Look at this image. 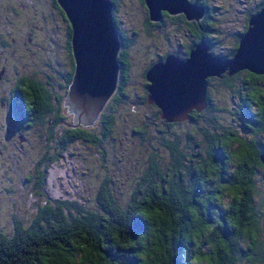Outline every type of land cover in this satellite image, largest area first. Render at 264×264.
Instances as JSON below:
<instances>
[{
    "label": "trees",
    "instance_id": "trees-1",
    "mask_svg": "<svg viewBox=\"0 0 264 264\" xmlns=\"http://www.w3.org/2000/svg\"><path fill=\"white\" fill-rule=\"evenodd\" d=\"M111 1L114 9L120 6L119 0ZM194 1L205 8L194 32L208 42L221 45L222 50L214 48L216 53L233 50L235 54L250 16L264 5V0H249L245 4L242 27L228 32L219 22L217 9L222 8L221 4L212 0ZM139 2L144 7L145 28L149 33L154 26L167 21L174 24L186 21L184 14L172 19L166 15V10L162 11L165 19L152 21L145 10V0ZM50 6L54 8V17L63 21L62 33H58V25H49L47 20V25L38 23L39 27L30 20L23 34L28 40V34L31 35L33 41H29L35 44V34L40 30L45 38L47 29L51 47H63L62 59L55 58L56 52L52 57L41 58L34 55L36 51L28 50V46L17 45L15 55L9 56L7 63H0L1 67L6 66L5 73L9 76L4 75L6 84L17 78V91L6 98L7 107L0 103V130L11 126L10 116L14 113L18 133L15 136L10 133L9 138L18 136L19 142L18 145L13 141L2 143L7 134L4 131L5 136H1L0 132V149L4 151L0 153V198L10 196L8 204L11 208L12 204H22L9 212L10 223L0 226V264H45L42 257H48L50 264H144L142 253H155L157 245L165 249L166 264H192L196 254H208L213 258L212 264H264V162L260 156L264 152V93H260L258 99L253 96L254 91L264 89V72L242 68L233 74L222 73L219 75L222 78L215 80L217 84L208 87L206 108L202 111L194 109L191 117L185 120H167L156 103H149L152 112L145 110L144 117L129 128L130 138L138 140L137 145L149 151L134 160L139 163L135 164L131 175L134 181L128 195L119 199L116 196L118 188L106 172L114 166L124 165L127 152L137 150L129 146L125 137L123 147H128L120 150L117 159L111 155L114 161L110 164L106 141L112 144L108 138L117 131L116 104L124 101L128 94L130 70L135 64L129 48L141 36L132 40L113 11L121 40L117 88L96 120L101 128L94 130L82 124L72 126L73 118L71 121L66 119V89L62 90L60 85L67 88L75 72L73 26L58 0H51ZM23 7L24 4L16 0L1 2L0 26L7 33L3 44L9 49L15 45L9 33L15 35V31L18 32L19 40L22 22L19 16L25 12ZM10 25L13 30L9 31ZM56 33L57 37L54 36ZM179 37L185 43L184 33ZM159 53L147 49L146 54L151 55L148 58L156 59ZM226 53L221 56L230 57ZM151 63L153 61L149 59L139 72V80L144 83L138 84L141 85V99H134L139 97V94L135 95L134 103L148 102L147 72ZM55 78H58V85L53 82ZM25 85H28L27 91ZM2 86L6 87L5 84ZM3 88L0 86L1 95L5 92ZM220 88L229 95L224 102L213 94ZM227 101L237 103L228 107L224 105ZM137 106L143 107V104ZM107 107L109 111H105ZM224 111L229 113V121L220 120L219 112ZM137 125L142 127L140 136L133 134ZM152 126H157L162 133L154 142L149 137ZM173 126L178 129H171ZM167 131L170 134H166ZM117 136L123 142L118 133ZM241 139L251 152L247 159L234 163L233 154L243 146L239 143ZM86 140L92 142L90 146H99L109 161L105 167L102 160L96 158V154L94 156L97 167L93 174L100 178L94 197L91 198L88 191L79 195H53L48 189L51 166L62 161L66 151ZM144 162L146 165L142 167ZM102 170H105L103 177ZM13 181L11 188L12 183L8 182ZM20 182L22 191L19 190ZM127 184L128 181H124L118 186L125 192ZM231 185L241 187V199L230 195L228 187ZM24 190H28L29 197L34 200L29 208L24 204ZM3 207L4 203L0 201V217ZM151 207L166 209L172 217L171 225L162 221L158 226L156 221L143 218L140 210ZM113 231L133 243L128 248L116 244L111 235ZM149 261L165 264L158 255L156 260L149 256Z\"/></svg>",
    "mask_w": 264,
    "mask_h": 264
},
{
    "label": "water",
    "instance_id": "water-1",
    "mask_svg": "<svg viewBox=\"0 0 264 264\" xmlns=\"http://www.w3.org/2000/svg\"><path fill=\"white\" fill-rule=\"evenodd\" d=\"M73 26L72 45L75 72L64 105L74 113L72 126L94 124L105 103L117 87L121 48L111 0H58ZM150 19L158 20L162 11H183L188 19L199 20L202 5L191 0H145ZM242 68L264 72V5L249 18L239 46L232 57L213 53L204 40L187 59L169 55L150 67L147 77L148 100L161 109L163 118L185 120L195 109L207 106L208 77L233 74ZM264 162V152L261 153Z\"/></svg>",
    "mask_w": 264,
    "mask_h": 264
},
{
    "label": "rangeland",
    "instance_id": "rangeland-1",
    "mask_svg": "<svg viewBox=\"0 0 264 264\" xmlns=\"http://www.w3.org/2000/svg\"><path fill=\"white\" fill-rule=\"evenodd\" d=\"M17 1L24 4L23 9L25 8L24 9L25 12L21 13V16H19V18L22 20V22L19 24V29L21 28L20 36H18L19 40L17 41L18 32L15 31V35L9 33L10 37L12 36L16 38L15 45L16 46L20 45L21 47L22 45H24V47L28 46L27 48L28 50L36 51L34 55L38 57L40 56L41 58H45L48 56L52 57L53 54L56 52V54H54L55 58L57 59V57H59V59H62V48L63 47L61 45L60 46L62 48L60 47L58 49H54L51 47L49 35H48L49 33L47 29L44 33L45 38L43 37V35H41L40 30L35 34V38H36L34 42L35 44L30 43L28 39L24 38L25 34H23L24 27L27 24V22H29L30 20H32V23L34 21V23L38 27L41 26L39 24L43 22L45 23V25H47L46 24V20H47L49 22V25H54V24L58 25V28H59L58 33L59 32L62 33V31L60 30H63V27H64L63 21H61L59 17L58 18L54 17V14H53L54 8H51L50 6L51 0H32L33 4L31 0H16V2ZM212 2H214L215 4L222 5V8L217 9V13L220 16L219 22L221 23L222 28L230 32L231 30H236L237 28L242 27L243 22H244V13L246 9L245 4L249 3V0H212ZM119 3H120V6L114 9V13H115L116 18L118 16V20L121 21V27L126 33L132 36V40L135 38V36L139 34L141 36V37L139 36L140 39L134 42L129 48V52L131 53V58L135 62V64L134 63L132 64V68L130 70L131 77H130V81L127 83L128 94L124 98V101H121V103L116 104L117 106L115 108L114 114H115V125L117 127V131H115L113 135L108 138L112 141V144L109 143L108 140L106 141L109 144V148L107 149L109 151L108 159L110 160V164L113 163L114 161L112 159V157L114 158V156H111V155H115L117 159L118 153L120 152V150L123 148L126 149L128 147L126 145L125 147H123L124 145L123 140L125 139V137H126V141L130 142L129 146L134 147L135 150H137V151L133 150V151L127 152L126 162L124 163V165H122L121 167L114 166L112 169H109L106 172L107 174L111 176L113 180L112 182L116 184V187L118 188V192L116 196L120 199L122 198V195H125V196L128 195L129 189L131 188L132 183L134 181V177L132 176L131 178V175H132V172L134 171L135 164H139L138 162H134V160L137 161L136 158L139 157L138 155L145 156V154H147L149 151L147 148L145 149V148L138 146L137 145L138 140L130 138L131 135L129 132L130 126L135 124L136 121L139 120L140 118L144 117L143 113L145 112V110H147L149 113L152 112V108L150 107L151 104H149L151 102L149 100L148 102L146 101L144 102L137 101L136 103L133 102V97H135V95L137 94H139V97L136 96L134 99L136 100L141 99L140 98V95L142 94L140 90L141 85L139 86L138 84H141L142 82L141 80H139L141 79V77L139 76V72L144 67L145 63L149 62V59L153 60L152 58H148L151 55L146 54L147 49L149 52H153V49L159 52H167L173 48L174 50L177 51L178 48L182 49L181 43L183 42L181 41L179 37L182 31V25H181L182 23L174 24L173 21L172 22L167 21L163 23L161 26H154L152 32L149 33L145 28L146 26L144 22V18H145L144 7L141 6L139 0H119ZM180 12L184 13L183 11H180ZM180 12H177L174 14H178ZM192 19L197 20L196 18H192ZM171 24H173L174 26H171ZM17 26L18 24L15 25L14 27L17 28ZM11 27L12 25H10L9 31L13 30V27L12 28ZM159 28H163V30H158ZM28 36H31V35L28 34ZM54 36L57 37L58 34L56 33ZM218 45L217 47H215V49L217 51L219 49L222 50L223 49L222 46L221 45L218 46ZM226 45L228 44L226 43ZM145 49H146V53H145ZM158 55L160 56V54ZM136 60L139 62L137 63ZM144 60L145 62L143 65L142 63ZM211 83L212 84L209 83V85L217 84L215 80H213ZM213 94L215 97H218L222 102H224L225 99L226 100L229 99L228 93H226V91L221 88L217 92H213ZM138 103L139 104L142 103L143 107H138L137 106ZM236 103L228 102L224 105H227L228 107H232ZM106 104L107 102L105 103V105ZM104 108L105 107H103V109ZM108 109L109 107H107L105 111H109ZM66 112L68 113V115L66 116V119L68 121H71L73 118L72 113L68 111ZM219 113H220L219 118H221L220 119L221 121L230 120V115H228L229 114L228 112L224 111V113L223 112H219ZM96 120L94 121V124H87L84 126H88L91 129L98 130L99 128H101V125H99V123H96ZM90 125H93V126H90ZM174 127L175 126H173L171 129H174ZM141 128H142L141 125H137V128L135 129L136 132H133V134L140 136L141 134L140 131L142 132V130H140ZM175 128L178 129V127H175ZM150 130L151 131L149 133V137H151V141L154 142L156 141V139H158L156 137L162 133L157 126H152ZM4 131H5V128L4 129L2 128L0 130L1 136H5V133H3ZM17 133L18 131L14 130L12 132V135L13 134L17 135ZM117 133L123 142H120L119 137L117 136ZM166 134H170L169 131H167ZM28 135L30 136V134ZM17 138L18 136H16L13 139H9L7 143L12 142V141L17 143L18 142ZM40 143L42 144V142ZM91 143L92 142L88 140L83 141L82 143H79L76 147H73V149H71L72 151L69 150L63 154L62 161H58L53 166H51L49 170L48 189L53 195H60V194H63V195L71 194L72 195L76 193H78L77 195H79L81 193H86L88 191L90 192V197L91 198L94 197L97 191L96 188L100 182V178H98L97 176L93 174L94 168L97 167L96 159L94 158V156L96 154L97 156L96 158L101 159L105 167L109 165V161L107 159V156L103 154V151L100 150V147L90 146ZM18 144L19 142L17 143V145ZM147 147L150 148V145H148ZM138 151L141 153H139ZM131 152H135V153H131ZM98 153L100 155H98ZM30 156L33 157V154L31 153ZM120 161H123V159H121ZM145 165L146 163L144 162L142 167H144ZM103 174H105V170L101 171L102 177H103ZM124 176H127V179L124 178ZM124 181H128V184L125 186V192H123V189H121L120 187V185H122ZM8 183H12L11 184V188H12L14 186L13 183L15 182L13 181V182H8ZM117 183L120 185L118 186ZM19 190L20 191L23 190V187H21V182H20ZM28 190L27 191L24 190L23 200H25L24 204H27L29 208V205L32 204L34 200L33 198L29 197ZM9 197L10 196L3 195V197L0 198V201L4 203V207L1 211L3 212V214H1V217H0V226H5L6 224L10 223L9 212H12L13 210L14 211L17 210L19 208V205L20 206L22 205L20 203H15V204H12L14 206L11 208V205L8 204Z\"/></svg>",
    "mask_w": 264,
    "mask_h": 264
},
{
    "label": "flooded vegetation",
    "instance_id": "flooded-vegetation-1",
    "mask_svg": "<svg viewBox=\"0 0 264 264\" xmlns=\"http://www.w3.org/2000/svg\"><path fill=\"white\" fill-rule=\"evenodd\" d=\"M2 1H4V0H0V8H1V2ZM191 2H193V3H197L196 1H194V0H191ZM145 10H146V12L147 13H149V16H150V9H149V6L147 5V3H146V1H145ZM167 12V14L166 15H168V16H171L172 17V19L174 18V16L175 15H178V14H184V13H182V12H180V13H178V14H174V13H170L169 11H166ZM163 17H164V14H162V17L160 18V19H158V20H152V21H161L162 19H163ZM184 17H185V19H186V21H182L181 23H182V25H183V27H182V31H181V33H184V38L186 39V41H185V43L183 42V43H181V46H182V49H179L178 48V50L176 51V50H174V48L173 49H171V50H169V51H167V52H160L159 54H160V58L158 57V58H152L153 60V63H151V65L149 66V69H150V67H152V65L153 64H155L157 61H162V60H165L166 59V57L167 56H169V55H174V56H177V57H179V58H181V59H187L189 56H190V54H191V52H192V50H194L197 46H198V44L201 42V41H204L205 39L202 37V36H196V33L194 32L195 30H196V26H198V22H197V20H195V19H188L187 17H186V15L184 14ZM164 19H165V17H164ZM183 19V18H182ZM181 20V19H180ZM1 24H2V22H0ZM174 26V25H173ZM12 34V33H11ZM7 36V33H5L4 31H2V28H1V26H0V63L1 62H5L6 61V63H7V61H8V59H9V56H14L15 55V52H16V50H17V46L16 45H14L13 47H12V49H9L8 48V46L6 45V44H3V39H4V37H6ZM11 39L13 40V42L15 43L16 42V38L15 37H12L11 36ZM33 38L31 37V36H29V40L31 41ZM206 41V40H205ZM208 44H209V47H210V50L213 52V53H215V54H218V55H222L223 53H226V52H220V53H216V50H214V48L215 47H217V44H216V42L215 41H211V42H208V41H206ZM5 43V42H4ZM220 50V49H219ZM64 51H65V49H64ZM162 53V54H161ZM229 55L230 57H232L233 56V50H230L229 51V53H226V55ZM65 55L67 56V54H66V51H65ZM3 67H1L0 66V84H5V88H3L4 86H2V85H0L3 89H4V94H2L1 95V92H0V103L2 104L1 106H3L4 108H6L7 107V101H6V98L8 97V96H11L12 94H13V92H15V91H17V89H15V87H16V83H17V78H15L14 77V81L15 82H13V83H9V84H6V81L5 80H3L4 78H6V77H9L5 72H6V66L5 65H2ZM75 70V69H74ZM15 72H17V70L15 69ZM9 74H11V71L9 72ZM4 75L6 76V77H4ZM223 75V74H222ZM222 75H220V76H222ZM219 75H211V76H209L208 77V81H209V83H211L213 80H216V79H219V78H222V77H220ZM224 76H225V74H224ZM223 76V77H224ZM58 78H55L54 79V83H56V82H58V80H57ZM53 80V79H52ZM2 82H4V83H2ZM72 82V81H71ZM59 84V82L58 83H56V85H58ZM68 84V83H67ZM147 84H148V86H149V84H150V80H148L147 79ZM7 85H9V89L7 88ZM67 86V85H66ZM60 87H61V89L62 90H65L66 89V94H65V99H66V97H67V95H68V93H69V87H70V83L68 84V86H67V88L65 87V85H60ZM208 87H209V85H208ZM8 90V91H7ZM64 102H65V100H64ZM68 106V105H67ZM6 110V109H5ZM68 110H69V106H68ZM73 113V112H72ZM5 114H7V112H5ZM9 114V113H8ZM74 114V113H73ZM15 114L13 113V117H11L10 116V120H11V126H9L8 127V129H6L5 128V132H6V134L8 135H6L1 141H2V143H4L5 141L6 142H8V140L11 138H9V134L10 133H12L14 130H17V126H18V124H17V121H16V117L14 116ZM8 116V115H7ZM73 118H74V115H73ZM74 122V121H73ZM12 136V135H11ZM13 136H15V134H13ZM4 151L3 150H1L0 149V153H3Z\"/></svg>",
    "mask_w": 264,
    "mask_h": 264
},
{
    "label": "clouds",
    "instance_id": "clouds-1",
    "mask_svg": "<svg viewBox=\"0 0 264 264\" xmlns=\"http://www.w3.org/2000/svg\"><path fill=\"white\" fill-rule=\"evenodd\" d=\"M24 88L27 91L28 85H25ZM260 93H264V89H261L259 91H254L253 96L258 99V96ZM239 143L243 146L239 151H237L233 154V156H234L233 162L234 163H240L242 160L247 159L248 156L250 155V152H251L248 145L246 143H244V141L242 139L239 141ZM228 191L233 198H235L237 200L241 199L242 189L239 185L229 186ZM225 203H227V202H225ZM140 212H141V216L143 218L147 217L151 220L156 221L158 226L160 225V223L162 221L167 222L169 225H171L172 217L167 213L166 209H161L158 207H151V208H143L140 210ZM111 235H112V239L115 241V243L124 247V248H128L133 243L132 241L123 239L120 236L119 232L113 231ZM156 235L158 236V233H156ZM113 250L115 251V249H113ZM157 255L159 257H162L163 261L166 264L168 257L166 255L165 249L162 245L156 246L155 253L147 252V251L145 253H142V259L144 260V264H151V262L149 261V256H152L153 259L156 260ZM42 259H44L45 264H50L48 257H42ZM212 259L213 258L211 256H209L208 254H204V255L196 254L195 256L192 257V264H205V262H207V264H212Z\"/></svg>",
    "mask_w": 264,
    "mask_h": 264
}]
</instances>
